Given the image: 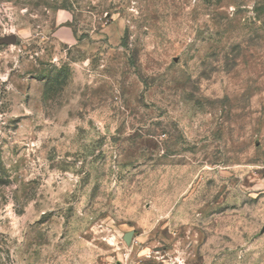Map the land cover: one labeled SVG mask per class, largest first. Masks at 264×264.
Here are the masks:
<instances>
[{"label":"rangeland","instance_id":"1","mask_svg":"<svg viewBox=\"0 0 264 264\" xmlns=\"http://www.w3.org/2000/svg\"><path fill=\"white\" fill-rule=\"evenodd\" d=\"M0 264H264V0H0Z\"/></svg>","mask_w":264,"mask_h":264},{"label":"water","instance_id":"2","mask_svg":"<svg viewBox=\"0 0 264 264\" xmlns=\"http://www.w3.org/2000/svg\"><path fill=\"white\" fill-rule=\"evenodd\" d=\"M18 37L16 35H7L0 38V46L2 45H15L17 44Z\"/></svg>","mask_w":264,"mask_h":264}]
</instances>
